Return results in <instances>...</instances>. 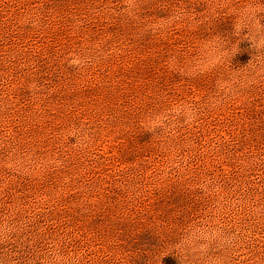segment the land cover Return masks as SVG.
I'll return each mask as SVG.
<instances>
[{
	"label": "rangeland",
	"instance_id": "rangeland-1",
	"mask_svg": "<svg viewBox=\"0 0 264 264\" xmlns=\"http://www.w3.org/2000/svg\"><path fill=\"white\" fill-rule=\"evenodd\" d=\"M0 264H264V0H0Z\"/></svg>",
	"mask_w": 264,
	"mask_h": 264
}]
</instances>
